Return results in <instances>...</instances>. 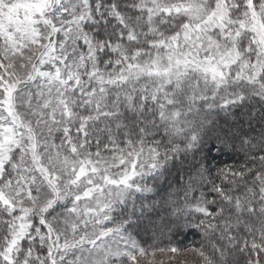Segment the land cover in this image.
Segmentation results:
<instances>
[{"label":"snow or ice","instance_id":"obj_1","mask_svg":"<svg viewBox=\"0 0 264 264\" xmlns=\"http://www.w3.org/2000/svg\"><path fill=\"white\" fill-rule=\"evenodd\" d=\"M188 254L264 264V0H0V264Z\"/></svg>","mask_w":264,"mask_h":264},{"label":"trees","instance_id":"obj_2","mask_svg":"<svg viewBox=\"0 0 264 264\" xmlns=\"http://www.w3.org/2000/svg\"><path fill=\"white\" fill-rule=\"evenodd\" d=\"M224 160H228V156L223 157ZM185 245H191V243L196 239L194 235H188L187 237H180Z\"/></svg>","mask_w":264,"mask_h":264},{"label":"rangeland","instance_id":"obj_3","mask_svg":"<svg viewBox=\"0 0 264 264\" xmlns=\"http://www.w3.org/2000/svg\"><path fill=\"white\" fill-rule=\"evenodd\" d=\"M185 260L187 261V264H195V257L191 254L186 255Z\"/></svg>","mask_w":264,"mask_h":264}]
</instances>
